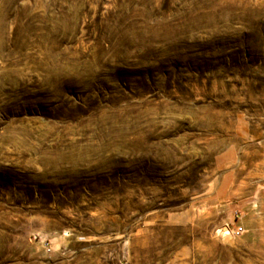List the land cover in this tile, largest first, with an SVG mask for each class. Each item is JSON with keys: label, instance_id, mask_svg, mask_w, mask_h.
<instances>
[{"label": "rangeland", "instance_id": "rangeland-1", "mask_svg": "<svg viewBox=\"0 0 264 264\" xmlns=\"http://www.w3.org/2000/svg\"><path fill=\"white\" fill-rule=\"evenodd\" d=\"M0 264H264V0H0Z\"/></svg>", "mask_w": 264, "mask_h": 264}, {"label": "built area", "instance_id": "built-area-1", "mask_svg": "<svg viewBox=\"0 0 264 264\" xmlns=\"http://www.w3.org/2000/svg\"><path fill=\"white\" fill-rule=\"evenodd\" d=\"M243 232H244L243 227L242 226H238V227H236V228H234L232 230L229 229L228 234L232 233L233 235L238 236V235H241ZM44 245H45V248L47 250H49V251L51 250L50 243L48 241Z\"/></svg>", "mask_w": 264, "mask_h": 264}, {"label": "water", "instance_id": "water-1", "mask_svg": "<svg viewBox=\"0 0 264 264\" xmlns=\"http://www.w3.org/2000/svg\"><path fill=\"white\" fill-rule=\"evenodd\" d=\"M228 231H229V229L227 228V229L225 230V232L228 233Z\"/></svg>", "mask_w": 264, "mask_h": 264}, {"label": "bare ground", "instance_id": "bare-ground-1", "mask_svg": "<svg viewBox=\"0 0 264 264\" xmlns=\"http://www.w3.org/2000/svg\"><path fill=\"white\" fill-rule=\"evenodd\" d=\"M224 234H226V233H224Z\"/></svg>", "mask_w": 264, "mask_h": 264}]
</instances>
